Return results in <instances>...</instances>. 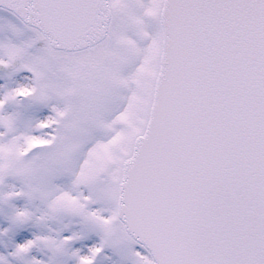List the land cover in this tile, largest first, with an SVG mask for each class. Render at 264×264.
I'll return each mask as SVG.
<instances>
[{"label": "snow or ice", "instance_id": "1", "mask_svg": "<svg viewBox=\"0 0 264 264\" xmlns=\"http://www.w3.org/2000/svg\"><path fill=\"white\" fill-rule=\"evenodd\" d=\"M0 264H264V0H0Z\"/></svg>", "mask_w": 264, "mask_h": 264}]
</instances>
